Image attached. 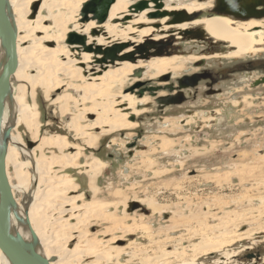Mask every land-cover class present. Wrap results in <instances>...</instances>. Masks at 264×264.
Here are the masks:
<instances>
[{"label": "rangeland", "instance_id": "rangeland-1", "mask_svg": "<svg viewBox=\"0 0 264 264\" xmlns=\"http://www.w3.org/2000/svg\"><path fill=\"white\" fill-rule=\"evenodd\" d=\"M137 1L139 0H130V3L132 5ZM214 1L174 0V3L187 6L194 3L202 4L204 7L197 12L202 13L203 18H207L206 13L213 9ZM36 2L42 4L43 1ZM169 2L167 0L165 6ZM54 12V15L58 14V11ZM76 12L81 17V10ZM45 14H47L46 11ZM213 16L217 15L213 14ZM46 24L50 27L54 26L51 19ZM74 26L75 22L72 21L67 25V29L73 30ZM120 27L119 29H122L123 26ZM99 29L100 36L102 33L105 35L104 28L99 27ZM50 30L52 38L56 41L58 34L54 28ZM172 33H161L163 36L158 39L154 37L158 35L156 32L151 37L169 42L175 40L180 47L179 53H174L172 57L156 56L148 61L137 58L138 61L134 64L143 63L141 68L144 71L143 77L135 78L133 71L132 75L124 79L122 85L119 82L113 87L114 95L131 94L137 100L134 106L137 112L135 111V115L128 118V121L135 125L121 131L116 130L110 133L108 132L110 128L107 126L90 130L85 128L93 124L97 118V111L94 113L89 111L94 108L95 101L96 103L105 101L101 99V96H97L94 100L82 102L85 97L82 88L90 82L85 75H103L106 71L117 69L130 61L102 64L105 57L102 63L94 58L90 65H86L90 67L87 72L85 71V75L83 74L86 80L74 81L64 78L66 85L50 93H47L45 88L37 86L34 98L31 97L30 83H22L25 85L22 102L34 114L37 129H31V132L25 125L20 124L17 130L15 127L10 130V134L13 133L21 139V145H18L16 151V161L19 164L26 163L24 158L26 151H35L37 159L41 153L47 161H50L54 155L61 158L64 157L63 154L69 152L71 154L81 152L79 160L75 162L80 167L72 166L63 169L60 165H53L49 168V176L58 178L68 174L74 180L73 186L76 187L72 189V193H67L68 195L65 193V195L78 197L77 206L94 203L107 216H115L116 220L129 216L123 222L124 226L134 228L129 237L123 233L112 232L105 235L108 228L112 227L111 223H105L96 217H91V220L82 219L83 223L75 229L78 233L75 235L86 234L88 239L101 240L105 246L101 249L111 254L109 261L102 260L100 264H145L148 257H158L164 252L182 253L184 251L187 253L186 257L179 259L166 257L158 264H191L189 251L191 245L200 243L203 235L216 237L226 232L235 234L250 232L252 236L245 238L242 244L245 246L254 244L251 249L238 250L229 264H264V233L255 234L264 230V105L260 103L264 100H256L262 95L247 90L251 88V85L248 82L241 84L244 78L233 75L215 87L219 89L220 94L206 95L202 84L197 100L189 98L180 106H171L160 112L153 95L146 92L139 96L140 90L136 89L140 82L165 85V81H161L156 72L149 69L152 60L168 58L163 61L174 62L173 66L176 68H169L165 74L171 76V81L197 71L195 67L200 65L201 61H197L201 58L206 63V67L216 71H219V66L229 67L233 65V61L238 60L226 55L229 52L227 47V52L207 54L203 48L205 45L201 41L186 40L179 33L175 35ZM88 35L93 36L91 31ZM148 37H141L137 32L132 35L128 43L132 48L136 44H142ZM66 39L68 40V35ZM66 39L59 40L58 43L69 48L71 52H84L76 46L74 48L67 45ZM94 43L95 40L91 45ZM52 45L56 46L55 42ZM100 58L98 55V59ZM86 66L83 65V69H86ZM263 73L264 71L257 72L255 76ZM15 79L12 77L11 82L15 85L14 97L16 98L20 83ZM241 88H245L243 92H240ZM190 94L194 95L193 91ZM68 95L76 100H66ZM143 98L146 100L140 102L139 100ZM241 100L243 102L240 104ZM82 113V118L78 119ZM74 118L78 119V124L89 135L76 132L71 126ZM186 121H188L187 125ZM35 135L38 138H35ZM58 136L65 138L67 147L72 148L60 151L51 144L38 149L41 143L39 139H47L49 143H54ZM91 137H95L93 142ZM29 163L32 169L31 161ZM99 163L102 166L98 169ZM27 169L23 168L22 172L30 170L29 175L33 174L31 169ZM16 171L18 172V169L15 164L8 162L7 174L15 187L18 185ZM35 182L33 180V184H28L29 188L27 186L24 188L27 192L19 188L14 190V198L21 206L23 202L25 204L27 199H24L34 187ZM34 198L35 195L32 200ZM32 200L29 198L27 203ZM132 204L138 207L130 211L133 209L132 206L130 207ZM226 214L243 215V218L235 221L239 227L233 223L223 227ZM140 218H144L145 221L141 222ZM231 219L233 220L234 217L232 216ZM75 220H72L71 224H76L77 220ZM196 231L199 232L197 235ZM113 238L119 239L118 243L110 242ZM60 240L59 243L64 242ZM76 244H78L77 239L71 241L70 248H74ZM230 245L224 248L220 255L237 250V245ZM80 246L86 248L85 240L81 241ZM117 251H122L120 256H117ZM248 253H255L258 257L250 259L247 256ZM217 259L216 253L202 254L192 264H216ZM51 260L57 262L58 258ZM95 261L96 258L89 259V262Z\"/></svg>", "mask_w": 264, "mask_h": 264}, {"label": "bare ground", "instance_id": "bare-ground-1", "mask_svg": "<svg viewBox=\"0 0 264 264\" xmlns=\"http://www.w3.org/2000/svg\"><path fill=\"white\" fill-rule=\"evenodd\" d=\"M36 1L39 0H9L11 17L17 33L18 54V68L12 77L16 78L15 80L20 83V86L17 88L18 94L15 98L14 94L16 89L15 85L11 82V95L6 100L3 115V134L10 132L13 127L17 130V127H19L20 124L25 125L30 131L37 127V124L34 122V114L31 113L29 107L22 102L25 95V85L22 83H30L32 86L31 97L34 98L37 86L45 88L47 93H50V91L58 90L66 85L64 84V78L77 81L80 79L86 80L85 77H88L87 81L90 82L82 88L85 93L82 102L94 100L97 96H101V99L105 101L99 103H96L95 101L94 108L89 110L90 113L97 111L98 114L93 124L89 127L85 126V128H88L87 130L107 126L110 128L108 129V132L111 133L135 125V123L133 124L128 121V118L131 115H135L137 112L134 107L137 104L135 97L131 94L114 95L112 91L117 83L121 82L122 85L124 79L128 78L129 75H132L133 71L143 68V63L135 65L132 62H126L119 68L108 70L103 75L99 76H92L91 74L87 76L85 75V71L87 72L88 68L90 69V67L86 65H90L89 63H91L94 58L102 63V59L104 57L106 59L108 50L111 48L123 46L124 48L121 53L118 54L120 57H125L126 55H131L133 52H136L138 47L143 45V43L141 42L142 44L138 45L133 44L134 47L132 48L134 49H132L128 40H131L132 35L137 32L141 37L149 36L148 39L153 38L154 41H164L154 39V37L161 39L163 36H161V33L168 34L173 32L172 35L179 33L185 39L186 37L183 36L185 31L190 32L201 28L205 31L206 35L214 41L222 42L229 49V52H227L226 55L233 58L241 57L248 52L255 53V46L263 41L262 37L257 40L255 35L250 33L252 32L250 31L252 27L261 25L260 22L253 21L246 25L238 24L239 26L236 27L234 26L236 23L235 21L222 16L191 19L193 15L198 13L197 11L202 10L204 7L202 4L194 3L191 6L183 4V6L181 5L182 3L176 4L174 3V0H169L170 2L165 6L167 0H160L159 3H161L163 7L162 9H157L155 0H139L132 5L130 0H115L110 8L107 21L103 24H99L97 21L93 20L90 15L85 20L84 18H81L79 14H76V11H80L87 0H42V4H38ZM143 1L148 3V8L141 11L136 10L135 6L137 3H143ZM172 4L176 5L172 6ZM55 10L58 11V14L56 15H54ZM45 11L47 14H45ZM183 11L187 19V21L183 23H173L168 16H158L164 12ZM206 14L210 13L207 12ZM151 15L157 16L150 17ZM49 19L53 20V27L46 24ZM72 21L75 22L74 29L68 30L67 25ZM121 25L123 27L122 29H119ZM70 27L72 26L70 25ZM99 27L104 28L105 35L102 33L100 36L101 30ZM51 28H54L58 34L56 41L50 34ZM90 31L93 36L100 37H90L88 35ZM156 32L158 35L151 37ZM70 33L84 36L85 43L83 45L79 43H69L66 36ZM65 39L67 45L71 47L76 46L80 51L83 50L84 52H71L68 50L69 48L67 49L58 43L59 40L64 41ZM93 40H95V43L91 45ZM54 42L56 46L52 45ZM98 55H100V59H98ZM130 58L133 57L130 56ZM166 59L168 58H156L152 60L149 64V69L154 70L158 76L167 73L169 68L175 69L176 67L173 66L174 62L170 60L163 61ZM5 62V52L0 49V63L3 66ZM109 62L111 61H104L102 64H108ZM116 62H118V60L111 63ZM83 65L86 66V69H83ZM33 72L35 74H33ZM88 73L90 72L88 71ZM69 86L73 85L69 84ZM73 99L75 98L70 95L66 96V100L68 101ZM144 100L141 99L139 101L143 102ZM82 115L83 113L78 116V119H81ZM78 119L74 118L71 126L81 135H89L84 132L83 127L78 124ZM36 135L35 138H38ZM93 140H95V137H91L92 142ZM20 141L21 139L19 136H15L13 133L10 134L6 157V170L8 162L14 163L15 167L18 169V172L16 171L18 182L17 187H15L11 182V179L8 177L13 196L16 188L23 189L24 192H27L24 188L26 186L29 188L28 184H33V180L36 182L34 187L31 185L32 189L24 199L27 200L25 204L23 202V206H21L15 199L16 207L13 211L14 214L12 215V231L14 236H20L23 241L27 243H33V238H35L37 240L35 251L37 254L47 259L50 264H100V261L102 260L109 261L111 254L109 251L101 249V247H105L101 243V240H97V238L88 239L86 234L75 235V233L78 234L75 229L78 228V225L83 223V218L89 220L91 217H96L105 223H111L112 227L108 228V230L106 229L107 232L104 233L105 235L112 232L123 233L126 237H129L134 228L124 226L123 223L129 218V216H125L122 220H116L115 216H107L106 213L102 212L100 207L94 203L77 206L76 202L78 201V197H67V193H72V189L76 187L73 186L74 180H72L68 174H63L58 178H51L49 176V168L53 165H60L63 169L72 166L73 168L80 167L76 165L75 162L76 160H79L81 152H76L74 154L69 152L68 154H63L64 157L61 158L54 155L50 161H47L41 153V156L37 159L35 151H26L24 158L27 162L19 164L16 161L17 158L15 156L18 145H21ZM39 142L41 143L40 146H38L39 148L37 147L38 149L45 146H51V144L59 148L60 151H63L65 148H68V150L72 148L71 146L67 147L68 143H66L65 138L59 136L54 143H49L47 139H39ZM164 145L166 144L164 143ZM29 161H31V166H33L32 169ZM101 166L102 164L99 163L97 166L98 169L101 168ZM25 167L31 169L33 174L29 175L30 170L23 173L22 170L23 168L25 169ZM42 187H44V189H42ZM65 193L67 195H65ZM33 195H35L34 200H32ZM29 198L32 201L27 203ZM232 216L234 217L233 220L231 219ZM243 217V215L238 216L237 214H226V221L223 222L222 226L226 227L230 225L229 223L235 224L236 220ZM75 219L77 220V223L71 224V221ZM140 220L141 222L145 221L144 218H140ZM235 226L239 227L237 224H235ZM50 229L52 231H49ZM195 233L197 235L199 232L196 231ZM262 233H264V230L255 234L258 235ZM225 235H227V237ZM251 236L250 232H241L240 234L226 232L216 237L203 235L200 243L191 245L189 248V251L191 252V260L194 262L199 255L202 254L216 253L218 254V259L215 262L216 264H229V262L232 261V258L237 255L238 250L253 248L254 244H248L247 246L242 244V241L245 238H250ZM60 239L64 242L59 243ZM76 239L78 244H76L74 248H70L71 241H76ZM83 240H85L86 248L80 246V243ZM118 241L119 239L113 238L110 242L114 244L118 243ZM230 244L237 245V250L233 253L225 252L220 255V252ZM121 253L122 251H117L116 254L117 256H120ZM186 256L187 253H185V251L182 253L164 252L161 256L146 258L147 263L145 264H158L166 257H175L176 259H179ZM52 258H58L57 262H52ZM92 258H96V261L89 262V259ZM0 264H11L1 250Z\"/></svg>", "mask_w": 264, "mask_h": 264}, {"label": "water", "instance_id": "water-1", "mask_svg": "<svg viewBox=\"0 0 264 264\" xmlns=\"http://www.w3.org/2000/svg\"><path fill=\"white\" fill-rule=\"evenodd\" d=\"M160 0H155L157 9H162L163 5L159 3ZM115 0H87L81 9V17L85 20L90 15L91 18L97 21L99 24H103L109 17V11ZM148 3H137L136 10H145L148 8ZM254 5L249 4L244 0H217L215 8L209 11L210 14L236 16V14L244 11L248 8H254ZM157 16V15H151ZM159 17L168 16L173 23H183L187 21L185 13L183 12H164L158 15ZM198 14H195L191 19H195ZM233 17H230L231 19ZM184 37L186 40H199L207 41L210 38L206 35L205 31L198 28L194 31H185ZM69 43H79L83 45L85 43V37L70 33L68 34ZM147 40V39H146ZM220 44L223 45L221 42ZM164 42H154L153 44H143L138 47L136 52L125 57L118 56L121 53L123 46H118L108 50L105 61L110 60L114 62L118 61H130L135 63L137 58L143 60H149L156 56H161L157 52L164 48ZM0 49L5 52L6 62L2 66L0 63V250L7 257L11 264H50V262L37 254L35 248L37 246V240L33 238V243L24 242L23 239L18 236H14L12 231V215L16 207V201L13 196L11 185L7 176L6 170V157L8 149V140L10 132L3 134L2 122L5 110L6 100L11 95V78L15 74L18 68V54H17V33L14 26V22L11 17L9 0H0ZM154 50V53H150ZM133 57V58H130ZM137 56V57H134ZM143 70L137 69L133 72L135 78L141 79L143 77ZM184 87V86H181ZM157 89H149L148 92L153 95V92ZM145 93L141 90L139 96ZM169 98H160L157 100L159 105L168 106L171 104L181 103L178 101H169ZM133 207L130 211H133L138 206L136 204L130 205Z\"/></svg>", "mask_w": 264, "mask_h": 264}, {"label": "flooded vegetation", "instance_id": "flooded-vegetation-1", "mask_svg": "<svg viewBox=\"0 0 264 264\" xmlns=\"http://www.w3.org/2000/svg\"><path fill=\"white\" fill-rule=\"evenodd\" d=\"M217 0L214 1L213 9L215 8V3ZM248 2L251 5H254V8H248L244 11L236 14V16H225V15H217L222 17H227L231 19L230 17H233L232 20L236 23L234 26L238 27L239 25H246L253 21L260 22L261 25L254 26L250 29V33L255 35V38L258 40L260 37H262L263 41L260 44H257L255 46L256 52H248L245 53L243 56L234 58L238 59L237 61H233V65L229 67H218L219 71H216L213 68L206 67V63L201 58L197 62H200L199 66H196L195 69H198L195 72H191L190 74H184L182 77L177 78L176 81H171L170 75H159L161 81H165V85H160L162 83H149V82H143L138 84L137 90H144L145 93L148 92L149 89H157V91L153 92V97L157 100L160 98H167L172 97L173 99L169 98V101H178L180 100L181 103L178 104H171L168 106L159 105L158 103V109L160 112H163L166 108L171 106H180L184 104L187 99L193 98L194 100H197L199 89L201 85L204 87L203 92L206 95H216L220 94L218 91L219 89H216L215 87L223 80L227 79L230 76L238 75L239 77H243L244 80H242L240 83L243 84L244 82H248L249 85H251V88H247V90H251L252 92L259 93L262 96H258L256 100H264V73L259 74L255 76V73L264 71V0H244ZM212 9V10H213ZM198 16H196L195 19H202L203 14L198 12ZM216 15V14H214ZM208 18L213 17V14H207ZM238 22V23H237ZM239 24V25H238ZM261 33V34H260ZM260 34V35H259ZM258 36V37H257ZM154 42H164L165 46L162 48V50L158 51L157 53L162 56L167 55L172 57L174 53L180 52L179 44L175 42H169L167 40L164 41H154L153 38H149L143 42V44H153ZM205 46L204 52L207 54H217L221 52H227L226 46L223 44H220V42L214 41L213 39H209L207 41L202 42ZM178 44V45H177ZM223 47V48H222ZM257 48V49H256ZM154 50H151L150 53H154ZM250 54H252L250 56ZM249 55L247 58L243 60H239L240 58H243L244 56ZM148 61V60H147ZM164 76V77H163ZM166 76V77H165ZM184 86V87H181ZM245 87H248L247 84H244ZM245 88H241L240 92L244 91ZM191 91H193L194 95L190 94ZM188 92V93H186ZM144 93V94H145ZM150 93V92H149ZM151 94V93H150ZM241 96H239L240 98ZM144 100V98H143ZM260 101V100H259ZM243 102V100L240 101V104ZM262 105H264V101L260 102ZM239 106V105H238ZM243 109V108H242ZM241 109V110H242ZM256 118H261V116H256ZM188 123V121H186ZM185 123V124H186ZM187 125V124H186ZM248 258L256 257L257 255L255 253H248ZM258 257V256H257Z\"/></svg>", "mask_w": 264, "mask_h": 264}]
</instances>
